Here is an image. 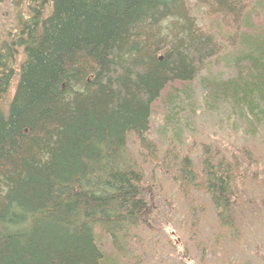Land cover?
I'll return each mask as SVG.
<instances>
[{
  "label": "trees",
  "instance_id": "16d2710c",
  "mask_svg": "<svg viewBox=\"0 0 264 264\" xmlns=\"http://www.w3.org/2000/svg\"><path fill=\"white\" fill-rule=\"evenodd\" d=\"M10 1L17 24L0 43V264H105L100 237L125 253L153 215L154 184L128 136L148 150L153 103L175 83L188 82L189 98L223 42L187 0ZM194 7L225 23L233 46L227 77L201 78L207 108L227 105L246 133L264 131V0ZM172 91L169 103L179 98ZM188 160L181 186L201 181L222 225L233 226L242 162L234 171L211 155L195 173Z\"/></svg>",
  "mask_w": 264,
  "mask_h": 264
},
{
  "label": "rangeland",
  "instance_id": "374dc122",
  "mask_svg": "<svg viewBox=\"0 0 264 264\" xmlns=\"http://www.w3.org/2000/svg\"><path fill=\"white\" fill-rule=\"evenodd\" d=\"M195 1L187 0L192 13L199 16L198 24L215 31L214 39L223 42L218 43L223 57L230 54V29L220 20L209 24L203 9L194 7ZM14 9L10 0H0V43L9 38L8 31L15 30ZM257 17L260 21L262 13ZM223 57L204 63L189 84V98L181 93L188 82L171 84L161 92L152 105L146 133L148 150L134 135L128 136L130 152L143 168L146 180L154 184L153 215L150 227L132 230L125 253H118L107 235L100 237L105 264H264V131L246 133L240 116H227V105L218 111L207 108L206 89L201 84L202 77H227L230 70ZM174 89L179 98L169 103ZM170 113L167 120L171 121L165 124ZM175 123V133L182 140L172 132ZM211 155L214 160L232 163L234 171L238 169L236 163L243 165L242 178L236 176L233 182L237 201L232 207L231 227L220 222L201 181L181 186L179 167L183 157L197 173Z\"/></svg>",
  "mask_w": 264,
  "mask_h": 264
},
{
  "label": "flooded vegetation",
  "instance_id": "af4514ba",
  "mask_svg": "<svg viewBox=\"0 0 264 264\" xmlns=\"http://www.w3.org/2000/svg\"><path fill=\"white\" fill-rule=\"evenodd\" d=\"M232 182H234V181H232Z\"/></svg>",
  "mask_w": 264,
  "mask_h": 264
}]
</instances>
